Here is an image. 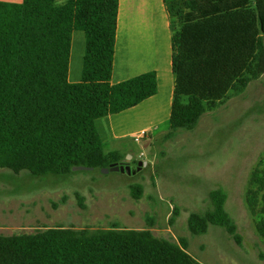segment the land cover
<instances>
[{
    "label": "trees",
    "instance_id": "1",
    "mask_svg": "<svg viewBox=\"0 0 264 264\" xmlns=\"http://www.w3.org/2000/svg\"><path fill=\"white\" fill-rule=\"evenodd\" d=\"M120 0L0 1V169L34 177L68 176L76 167L102 169L124 160L106 152L96 121L131 109L158 91L155 73L112 83ZM170 11L169 0H165ZM173 24L175 91L169 132L193 130L230 92L240 94L264 75V0H183ZM171 15V13H170ZM85 34L82 79L69 83L72 35ZM84 171V170H81ZM251 184L264 191L256 170ZM135 198L142 187H132ZM247 197L252 215L257 191ZM212 208L188 219L193 235L220 226L240 246L242 235L222 189ZM83 202V198H81ZM179 216L175 207L171 223ZM264 238V216L257 222ZM0 264H200L185 240L150 229L53 227L32 234H0Z\"/></svg>",
    "mask_w": 264,
    "mask_h": 264
},
{
    "label": "rangeland",
    "instance_id": "2",
    "mask_svg": "<svg viewBox=\"0 0 264 264\" xmlns=\"http://www.w3.org/2000/svg\"><path fill=\"white\" fill-rule=\"evenodd\" d=\"M169 5L173 22L180 23L188 14L183 0ZM168 132L169 121H162L140 142L127 140L136 154L130 165L137 171L131 175L93 169L34 177L0 169V234L53 227L150 229L158 238L185 240L200 264H264V238L256 227L264 215H252L247 204L252 189L259 209L263 205L264 191L251 181L256 170L260 177L264 171V75L244 92H230L193 130H178L170 140ZM114 145L105 151L116 150ZM136 186L142 187L140 198L133 196ZM217 189L227 194L225 208L242 235L240 246L220 226L210 225L203 235L189 230V216L211 209L210 193ZM175 207L179 216L172 224Z\"/></svg>",
    "mask_w": 264,
    "mask_h": 264
},
{
    "label": "crops",
    "instance_id": "3",
    "mask_svg": "<svg viewBox=\"0 0 264 264\" xmlns=\"http://www.w3.org/2000/svg\"><path fill=\"white\" fill-rule=\"evenodd\" d=\"M173 35L165 0H120L112 83L118 84L150 72L156 74L158 81V91L153 97L131 109L96 121L104 148L115 144L116 150L113 151H120L128 161H133L136 155L127 145L128 139L135 142L134 138L142 133L145 138L162 121L170 120L175 91ZM84 54L85 34L75 30L69 66L70 84L79 83L82 79ZM142 154L138 153L137 158L140 159Z\"/></svg>",
    "mask_w": 264,
    "mask_h": 264
},
{
    "label": "water",
    "instance_id": "4",
    "mask_svg": "<svg viewBox=\"0 0 264 264\" xmlns=\"http://www.w3.org/2000/svg\"><path fill=\"white\" fill-rule=\"evenodd\" d=\"M140 167L146 166L147 163L145 162H140L139 163ZM87 168L85 167H76L74 168V171H81V170H86ZM136 169H133L130 165V161L124 160L121 163H114L111 164L110 166L106 168H102V172L107 174L110 172H122V173H127L128 175L136 173Z\"/></svg>",
    "mask_w": 264,
    "mask_h": 264
},
{
    "label": "built area",
    "instance_id": "5",
    "mask_svg": "<svg viewBox=\"0 0 264 264\" xmlns=\"http://www.w3.org/2000/svg\"><path fill=\"white\" fill-rule=\"evenodd\" d=\"M143 136H144V133H142L141 135L136 136L134 138L135 142H137V143L140 142L142 140Z\"/></svg>",
    "mask_w": 264,
    "mask_h": 264
},
{
    "label": "flooded vegetation",
    "instance_id": "6",
    "mask_svg": "<svg viewBox=\"0 0 264 264\" xmlns=\"http://www.w3.org/2000/svg\"><path fill=\"white\" fill-rule=\"evenodd\" d=\"M130 164H131V162H130Z\"/></svg>",
    "mask_w": 264,
    "mask_h": 264
}]
</instances>
